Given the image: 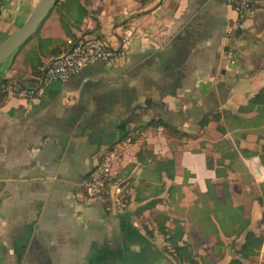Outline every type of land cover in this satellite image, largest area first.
Segmentation results:
<instances>
[{"label": "crops", "instance_id": "0c3cea01", "mask_svg": "<svg viewBox=\"0 0 264 264\" xmlns=\"http://www.w3.org/2000/svg\"><path fill=\"white\" fill-rule=\"evenodd\" d=\"M37 2L3 1L0 43ZM236 17L227 0L51 7L0 79L38 86L78 39L126 53L32 103L3 96L0 264H264V0ZM107 153L111 194L88 199ZM248 233L261 244L243 257Z\"/></svg>", "mask_w": 264, "mask_h": 264}, {"label": "built area", "instance_id": "2783aa9c", "mask_svg": "<svg viewBox=\"0 0 264 264\" xmlns=\"http://www.w3.org/2000/svg\"><path fill=\"white\" fill-rule=\"evenodd\" d=\"M3 1L0 0V12ZM252 2L253 0H227V4L236 13L238 22L244 21L250 15L252 12ZM125 53V45H121L116 49L103 40L78 39L64 53L52 58L41 68L38 86L30 87L19 81H11L5 90V94L32 103L53 82H66L83 68L95 63L111 66L115 62V59L125 55ZM1 93L2 91L0 90V103ZM114 158L113 153H107L98 159L89 176L83 182L82 191L88 199H103L105 196L111 194V182L113 179L112 164ZM121 192L117 191L116 194H120ZM116 202H118V198L115 199L114 203Z\"/></svg>", "mask_w": 264, "mask_h": 264}, {"label": "water", "instance_id": "95a60500", "mask_svg": "<svg viewBox=\"0 0 264 264\" xmlns=\"http://www.w3.org/2000/svg\"><path fill=\"white\" fill-rule=\"evenodd\" d=\"M55 0H38L27 20L0 43V65L38 29L48 16Z\"/></svg>", "mask_w": 264, "mask_h": 264}, {"label": "trees", "instance_id": "16d2710c", "mask_svg": "<svg viewBox=\"0 0 264 264\" xmlns=\"http://www.w3.org/2000/svg\"><path fill=\"white\" fill-rule=\"evenodd\" d=\"M58 0H55L52 7L57 3ZM68 1V0H67ZM77 1V0H76ZM79 11L82 13H86L81 7L79 8ZM83 15V14H82ZM63 23L66 22V15H63L62 19ZM8 80L6 79H0V90L2 91L1 93V100L5 94V90L9 85ZM163 121L160 120V123L162 124ZM205 119L201 121V123H204ZM261 244V238L256 237L253 233H248L247 234V239L246 242L241 246V254L243 257H249L251 255H257L256 250L258 251L260 248ZM178 249V248H177ZM255 264V263H254Z\"/></svg>", "mask_w": 264, "mask_h": 264}]
</instances>
